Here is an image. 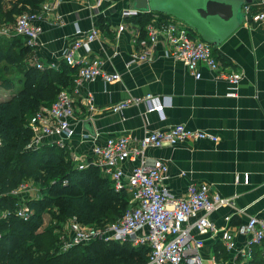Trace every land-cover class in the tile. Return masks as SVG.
<instances>
[{"label":"crops","instance_id":"0c3cea01","mask_svg":"<svg viewBox=\"0 0 264 264\" xmlns=\"http://www.w3.org/2000/svg\"><path fill=\"white\" fill-rule=\"evenodd\" d=\"M10 1L14 0H5V11L10 9ZM130 1L48 0L51 9L36 21L42 33L31 45L33 51L29 62L41 65V68L61 69L62 63L66 62V49L77 38L75 32L80 29L86 33L96 27L99 38L88 48L76 51V59H100L106 72L121 75L119 81L111 83L97 79L77 84L75 78L72 92L76 114L72 121L76 135L68 149L72 159L74 155L88 158L95 144L103 145L109 138L123 135L142 138L177 124L216 135L217 142L186 141L160 149L148 148L145 154L149 160L160 159L168 165L169 177L162 186L175 197H183L192 184H207L214 193L233 200V206L219 209L211 219L218 229H229L235 235L236 248L226 250L223 231H220L214 237L205 236L202 252L205 264H211L214 258L221 264H237L240 254L247 250L249 239L237 232L238 227L250 217L264 221V22L249 20L219 47L213 46L221 65L229 72L242 75L236 95L229 96L230 84L217 78L208 67L202 66V78L196 79L182 62L166 57L162 36H159L149 61L133 62L142 50L141 43L148 37L147 25L159 26L167 21L186 23L173 16L153 13L143 27L136 19L140 13L126 15L129 11L137 12L128 10ZM259 1H253L254 11L258 10ZM13 25L3 24L2 29L8 30V34L0 37H10V33L16 35ZM22 75L21 72L14 75L17 79L14 88H1L0 101L14 96L16 87H21L19 79ZM91 95L94 97L93 110L87 104ZM147 95L164 105L163 115L149 111L152 103L157 104L155 100L130 104L120 112L112 110L117 103ZM88 120L93 123L95 136L84 128V122ZM82 133H88L92 139L82 141ZM47 143H54V138H46L40 145ZM139 164L138 160H129L122 168L129 174ZM24 192L30 191L26 188L13 192L19 200L18 205L28 204L34 198H26L28 194ZM5 214L6 209L0 210V219ZM228 216L232 217L230 222L226 221ZM220 246L225 252L217 248Z\"/></svg>","mask_w":264,"mask_h":264},{"label":"built area","instance_id":"2783aa9c","mask_svg":"<svg viewBox=\"0 0 264 264\" xmlns=\"http://www.w3.org/2000/svg\"><path fill=\"white\" fill-rule=\"evenodd\" d=\"M256 6V11L253 10V4L244 7L245 23L249 20L264 22V0H260ZM50 9L46 2L42 6V13ZM41 14H21L12 30L15 34L24 36L28 44L34 45L42 33V28L36 24ZM126 15H138V12L129 11ZM146 31L148 37L141 43L142 50L136 54L133 62L149 61L159 36H162L166 57L182 62L196 79L202 78L201 67H208L217 78L230 84L232 91L229 96L236 95L242 80L241 73L227 71L213 55V45L196 36L186 24L175 21H167L159 26L149 24ZM6 34L8 30L0 28V36ZM99 34L96 27L86 33L78 29L75 32L77 38L65 51V61L78 68L77 84L97 79L111 83L121 79L119 73L106 72L103 68L104 62L100 59H76V51L82 47L88 48L99 38ZM73 94L72 91H61L51 107H43L31 117L29 125L33 131V143L29 148L40 146L46 138H54L55 144L70 149L69 143L76 135L72 121L75 120L76 114ZM153 100L158 101L152 95L142 99H129L115 104L112 110L120 112L130 104L141 101L152 103ZM156 103L150 105L149 111L163 115L164 105L159 101ZM87 104L90 110L95 108L92 95L87 98ZM81 138L82 141L92 139L88 133H82ZM200 140L217 142L218 137L208 131L192 130L183 124H177L169 129L148 133L142 138H133L130 135L109 138L103 145L95 144L88 158L74 155L72 160L79 170L97 166L112 181L117 192L127 190L132 197L124 215L104 227L85 225L76 220L71 222L70 231L61 235L60 250L67 251L75 245L98 240L130 242L136 247L150 248L145 264H205L202 252L205 236L214 237L220 231H223L222 241L226 250H234L235 235L229 229H218L211 219L212 214L219 209L233 206V200L214 193L207 184H192L183 197H175L162 186L163 181L169 177L168 165L160 159L149 160L145 154L148 148L160 149L186 141ZM129 160H138L140 164L126 174L122 165ZM18 189L25 190L26 186L22 184ZM33 213L34 210L27 204L18 205L15 210V215L23 220H28ZM231 219L232 217L228 216L226 221L230 222ZM237 232L249 237L247 250L240 254L237 264H244L252 259L254 248L264 253L262 219L250 217L238 227ZM236 256L238 257V254ZM211 264L221 262L214 258Z\"/></svg>","mask_w":264,"mask_h":264},{"label":"trees","instance_id":"16d2710c","mask_svg":"<svg viewBox=\"0 0 264 264\" xmlns=\"http://www.w3.org/2000/svg\"><path fill=\"white\" fill-rule=\"evenodd\" d=\"M47 1L14 0L5 11V0H0V28L25 12L41 14ZM152 15L140 13L137 22L146 27ZM10 38L0 37V83L12 89L17 80L14 75H23L19 93L0 101V210L6 209L0 219V264H145L150 252L147 246L98 240L63 251V232L39 231L44 215L55 208L63 212L57 217L59 228L72 216L85 225L104 227L124 215L132 195L127 190L117 192L97 166L79 170L67 147L47 143L29 149L33 143L31 117L41 108L51 107L61 91H73L78 68L67 62L59 70L38 67L29 62L33 46L25 44L27 39L18 34ZM215 50L213 47L214 56ZM29 167V176L42 191L28 201L34 213L23 220L15 215L19 200L13 192L23 184V172ZM252 253L244 264H264L261 250L254 248Z\"/></svg>","mask_w":264,"mask_h":264},{"label":"water","instance_id":"95a60500","mask_svg":"<svg viewBox=\"0 0 264 264\" xmlns=\"http://www.w3.org/2000/svg\"><path fill=\"white\" fill-rule=\"evenodd\" d=\"M254 0H131L128 10L173 16L199 34L214 47H219L246 22L243 7ZM84 128L95 136L91 120Z\"/></svg>","mask_w":264,"mask_h":264},{"label":"rangeland","instance_id":"374dc122","mask_svg":"<svg viewBox=\"0 0 264 264\" xmlns=\"http://www.w3.org/2000/svg\"><path fill=\"white\" fill-rule=\"evenodd\" d=\"M16 22V18L15 20L12 22V24H14ZM1 26V25H0ZM11 36H14L13 33H10ZM10 37H7V38H10ZM10 39H13V38H10ZM17 81V80H16ZM3 86L1 85L0 83V91H2V88ZM21 87H16V91H13L12 95H16L19 93V90H20ZM12 92V91H11ZM9 92V93H11ZM2 100V98H1ZM35 146V145H34ZM37 147V146H36ZM32 148V147H31ZM29 148V149H31ZM35 161H34V167H35ZM31 167H29L28 170L24 171L23 172V176H24V182L23 184L26 186V188L30 191V192H24V193H27L28 195L26 196V198L28 197H36V196H40V193L42 191V188L41 186L35 182V180L33 178H31L29 176V172L31 171ZM21 191H24V190H21ZM20 197H21V194H18ZM60 213V214H59ZM63 215V212H58L57 208L54 209L53 212H47L45 215H44V223H43V226L42 228L39 230L40 232L42 231H45V230H50L52 232L56 231L57 233H62V232H65V231H70V225H71V222H73L74 220H76L77 222L79 223H82L78 217H70L68 218L66 221H64V223L62 222V227H57V217H62ZM84 224V223H82Z\"/></svg>","mask_w":264,"mask_h":264}]
</instances>
